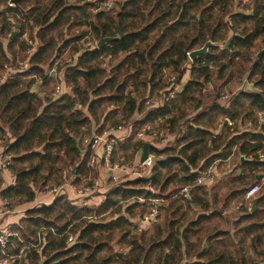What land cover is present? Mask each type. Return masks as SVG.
I'll return each instance as SVG.
<instances>
[{
    "label": "trees",
    "instance_id": "1",
    "mask_svg": "<svg viewBox=\"0 0 264 264\" xmlns=\"http://www.w3.org/2000/svg\"><path fill=\"white\" fill-rule=\"evenodd\" d=\"M94 3L0 0V138L7 139L0 196L12 208L51 181L80 185L98 175L83 138L120 123L124 157L134 160L145 141L162 156L149 177L120 175L99 204L61 192L28 208L10 227L22 240L12 237L8 252L39 241V233L45 243L12 264H264V160L255 153L264 140V52L256 55L264 47V0H114L96 12ZM108 36L118 37L99 47ZM207 40L208 51L190 60L188 52ZM243 81L249 88L220 99L227 84ZM58 84L64 89L55 94ZM170 90L175 95L162 106L146 103ZM7 153L15 179L3 186ZM212 162L213 184H195L197 167ZM254 182L255 210L253 196L238 214H224ZM184 185L189 199L178 192ZM153 205L155 219L138 229L134 220Z\"/></svg>",
    "mask_w": 264,
    "mask_h": 264
},
{
    "label": "built area",
    "instance_id": "2",
    "mask_svg": "<svg viewBox=\"0 0 264 264\" xmlns=\"http://www.w3.org/2000/svg\"><path fill=\"white\" fill-rule=\"evenodd\" d=\"M96 2L91 6V9L93 11H102L107 10L112 7L114 4V0H87ZM16 0H8V6L14 7L16 6ZM16 28V27H15ZM87 44H93L92 40H88ZM189 57V56H188ZM68 58L67 60H70ZM190 59V58H189ZM60 62V58L56 59L51 67V72L56 73V70L58 68ZM20 64L26 66L28 62L20 61ZM175 76L171 75L168 79L169 81H174ZM3 79V77H0V81ZM246 81V79L244 80ZM248 85L246 83L245 87ZM250 85V84H249ZM244 87V86H243ZM64 85L58 84L55 88L54 93L59 94L63 91ZM237 88L236 90H238ZM234 90V91H236ZM230 92L229 91H221L220 92V99L226 100L229 97ZM175 95V90H170L168 92H162L161 94H153L151 96H148L146 98V103L151 107L156 106H162L165 102L169 101L171 98H173ZM260 115V114H259ZM224 120H227L229 124L233 123V120L229 119L227 116L223 118ZM251 120L247 121V125H251ZM125 127L122 123L118 124L117 126H110L103 129L101 132L94 131L92 136L83 138V144L85 148L90 147L92 150L91 158H90V165L100 171L102 168L108 173V179L117 180L119 177L118 172L121 171L124 175L125 172L128 174L129 170L127 171V165L123 161H115L112 159L114 147L117 142L118 134L117 131L123 130ZM146 129H150L149 125L142 126L136 133V137H141ZM164 134L162 130L158 132V135ZM157 135V131L153 130L150 132L151 137H155ZM7 142V139L0 138V154L2 153L3 147L5 143ZM256 156L260 160H264V140L262 143L261 148H259L256 152ZM233 153H231L226 159H228L230 156H232ZM162 154L158 153H148V156L146 159L142 162H138V165L141 168H145L143 172L138 171V176H144L149 177L150 175V167L154 163V160L158 157H161ZM12 156L10 154H6L4 160L1 163L2 169L8 168L11 163ZM197 175L195 177L194 183L200 184V185H206L210 186L213 184L215 179L218 176V171L216 168V165L214 162L209 164L206 169H198L197 167ZM264 179V177L261 178V180ZM82 183L80 185H76V196L72 197L73 200L80 204V205H88L90 203V199L94 198V196L97 194L101 188H103V180L101 177L94 176V177H84L82 179ZM66 185H46L42 190H46L49 193H52L54 195H58L61 192H65ZM260 183L254 182L251 185H249L243 194V199L238 201L237 206H240L244 201H249L255 193L259 190ZM179 193L183 194L186 198H191L190 193V186L184 185L179 190ZM66 193V192H65ZM1 205L0 210L2 212H10L12 208H10L7 204L10 203L8 199H2L1 198ZM157 207L156 205H153L150 207V209L145 212V214L140 217L139 219H135L134 222L137 225V228L144 227L148 225L151 221L155 219V216L157 214ZM144 223V224H142ZM17 236L19 239L22 240L21 235L19 231L14 230L9 227H0V264H12L16 258H22V256L25 254L26 250L35 247L38 249H41L42 246H44V235L39 233V241L32 242L30 244L24 245L21 247L20 252L17 254H12L8 252V247L11 243V238ZM74 239L73 234L69 235L68 241L72 242Z\"/></svg>",
    "mask_w": 264,
    "mask_h": 264
},
{
    "label": "crops",
    "instance_id": "3",
    "mask_svg": "<svg viewBox=\"0 0 264 264\" xmlns=\"http://www.w3.org/2000/svg\"><path fill=\"white\" fill-rule=\"evenodd\" d=\"M188 77H189V72L187 71L185 73V75L183 76L182 84L185 82V80ZM137 117H135V118H137ZM122 132L123 133L127 132L126 128H124L123 130L117 131L116 134L119 135ZM2 171H3V177H4L3 186H6V185L13 183L15 176H14L12 170L10 168H5ZM104 171L105 170H103L101 168L100 171L98 172L99 177H101L103 180V186L104 187L101 188V190H99L97 192V194L94 196V198L90 199V202L94 199H95V202L97 201V199H102V197H104L103 195H105L107 188H109L110 180L108 179V173L104 172ZM127 171H128V167H127ZM118 174H119V176L124 175L121 171H119ZM125 174H127V173L125 172ZM96 176H98V175H96ZM76 187L77 186L74 183L69 182L65 186L64 191L72 198V197L76 196ZM55 197H56V195L49 193L46 190L41 189L37 192V196L32 202H29V203L24 204V205H17L16 208L12 209L10 212H2L0 210V227H9V228L12 227L14 224L18 223L22 217L25 216L26 210L28 208L35 206V205L43 204V203H46V204L51 203ZM99 201H101V200H99ZM1 203L2 202H1V196H0V205H1ZM96 203H98V202H96Z\"/></svg>",
    "mask_w": 264,
    "mask_h": 264
},
{
    "label": "rangeland",
    "instance_id": "4",
    "mask_svg": "<svg viewBox=\"0 0 264 264\" xmlns=\"http://www.w3.org/2000/svg\"><path fill=\"white\" fill-rule=\"evenodd\" d=\"M245 82L243 81V84H244ZM243 84L242 83H236V84H234V83H230V85H226L224 88L225 89H223V91H229V90H235V89H237V88H243ZM250 83H248V85L246 86L247 88H249V85ZM245 85H246V83H245ZM245 85H244V87H245ZM229 86L231 87V88H229ZM123 124V123H122ZM124 125V124H123ZM120 136H122V134H120L119 136H118V138H117V142H116V144H115V147H114V152H113V156H112V159L113 160H115V161H123L124 163H126V165H127V167H128V170H129V173L128 174H126L127 176H130V177H132V176H136L135 174H138L139 172L138 171H141V172H143L144 170H145V168H141L139 165H138V162H139V155H140V153H141V150L140 151H138V153H137V155H136V157H135V159L134 160H130L131 158H128V157H124L122 154H127V152H129V149H123L122 148V146L120 145V143L119 142H121L122 140H120L119 138H120ZM120 140V141H119ZM104 172H106V171H104ZM118 180V179H117ZM117 180H113V179H110V184H109V188L110 187H112V185L113 184H115V182L117 181ZM263 180V179H262ZM261 180V181H262ZM69 182H71L70 180H64L63 182H61L60 184H57V183H55V182H49L48 183V185H51V184H54V185H67ZM220 184H222V182H219L217 185H216V187H219L220 186ZM42 189V188H41ZM41 189H39V190H41ZM108 189V188H107ZM38 190V191H39ZM220 191H222V192H224L225 190H222V189H220ZM104 196V195H103ZM104 197H102V199H103ZM102 199H97V201L96 202H98V203H96L95 202V199L94 200H92L88 205H90V206H92V205H96V204H99L101 201H99V200H102ZM14 203V202H13ZM24 204H27V203H21V204H16V203H14V205L12 206V209H14V208H16V206L17 205H24ZM238 207L239 206H237V202L236 201H230L229 202V204L227 205V207H225V211H224V214H227V216L228 217H230V216H234L235 214H238L239 213V211L238 210H241V209H238ZM102 217V216H101ZM142 224H144V223H142ZM148 224H150V223H148Z\"/></svg>",
    "mask_w": 264,
    "mask_h": 264
},
{
    "label": "water",
    "instance_id": "5",
    "mask_svg": "<svg viewBox=\"0 0 264 264\" xmlns=\"http://www.w3.org/2000/svg\"><path fill=\"white\" fill-rule=\"evenodd\" d=\"M18 1V0H16ZM21 25L18 24L17 28H19ZM18 33V29H15L12 33H11V39L15 38V36ZM122 33L118 28V36H121ZM118 36H108V37H101L98 41V46L102 47L107 41H111L115 38H117ZM229 40L226 41L225 46H227ZM213 42L211 40H207L202 46L192 49L191 51L188 52V56L190 58V60H195L199 55L204 54L208 51L209 46L212 44ZM264 52V47L261 48L258 52H257V56H261L262 53ZM153 147V143L150 141H145L143 143L142 146V150L141 153L139 155V161L142 162L146 159V157L148 156L149 150L150 148ZM261 177V174H257L256 179H259ZM261 195H256L254 196V198L252 199V205H251V211H254L256 208V204H257V200Z\"/></svg>",
    "mask_w": 264,
    "mask_h": 264
},
{
    "label": "bare ground",
    "instance_id": "6",
    "mask_svg": "<svg viewBox=\"0 0 264 264\" xmlns=\"http://www.w3.org/2000/svg\"><path fill=\"white\" fill-rule=\"evenodd\" d=\"M97 43V45H98V42H96Z\"/></svg>",
    "mask_w": 264,
    "mask_h": 264
}]
</instances>
